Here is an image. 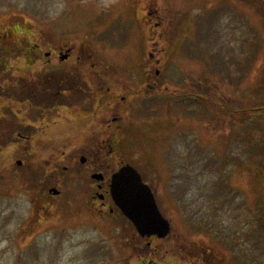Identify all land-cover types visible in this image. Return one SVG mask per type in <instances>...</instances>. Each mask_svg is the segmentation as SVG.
<instances>
[{"label":"rangeland","instance_id":"rangeland-1","mask_svg":"<svg viewBox=\"0 0 264 264\" xmlns=\"http://www.w3.org/2000/svg\"><path fill=\"white\" fill-rule=\"evenodd\" d=\"M249 1L233 9L229 0H0V27L17 18L108 71L150 66L148 49L157 83L170 71L169 90L209 97L185 110L155 96L125 105L135 133H124L120 155L152 187L171 224L167 238L151 242L156 254L138 244L159 264L196 263L202 248L214 259L206 264H264V12ZM147 10L157 20L150 49ZM78 158L42 152L29 155L27 167L0 170V264L131 260L120 249L134 235L130 227L89 216V181L72 172ZM53 160L57 172L49 171ZM53 174L56 198L44 188Z\"/></svg>","mask_w":264,"mask_h":264},{"label":"flooded vegetation","instance_id":"flooded-vegetation-1","mask_svg":"<svg viewBox=\"0 0 264 264\" xmlns=\"http://www.w3.org/2000/svg\"><path fill=\"white\" fill-rule=\"evenodd\" d=\"M236 1L229 0V4H234L233 9ZM249 2L254 6L258 4L264 12V0ZM145 16L152 28L150 49L156 44L152 38L156 37L157 20L152 19L153 13L149 10ZM6 18L0 27V170L27 167L29 155L42 152L79 155V164L76 169L72 167V172L77 171L75 180L83 183L86 178L89 181V216L94 220L107 218V214L116 218L110 178L127 164L120 155L121 138L135 133V127H129L124 119L129 115L125 105L128 101H137L140 105L141 101L154 96L158 101L168 102L174 94L183 102L184 92L179 95L181 88L174 90L176 93L168 89L174 85L171 73H165L166 77L156 82L159 71L156 60L150 59V50L146 53L150 58L145 60L150 66L143 63L136 69L121 67L108 71L95 68L91 55L76 52L73 44L58 42L53 46L43 29L28 28L17 18ZM163 84L165 89L156 91ZM197 96L205 98L206 95ZM53 164L49 171H59L60 163L55 164L53 160ZM67 169L63 166V170ZM80 172L84 173L79 175ZM57 178L56 174L51 176L44 186L45 191L49 185L50 188L59 186ZM128 225L134 230L130 223ZM147 246L150 255L157 253L153 245ZM202 252L200 254L206 258L196 259V263L191 260L190 264L214 260L211 254H205L204 248Z\"/></svg>","mask_w":264,"mask_h":264},{"label":"water","instance_id":"water-1","mask_svg":"<svg viewBox=\"0 0 264 264\" xmlns=\"http://www.w3.org/2000/svg\"><path fill=\"white\" fill-rule=\"evenodd\" d=\"M49 192L54 195L58 193L55 189ZM110 193L140 236H156L159 239L167 236L169 223L159 212L150 188L142 182L135 169L126 165L116 171L111 176Z\"/></svg>","mask_w":264,"mask_h":264},{"label":"trees","instance_id":"trees-1","mask_svg":"<svg viewBox=\"0 0 264 264\" xmlns=\"http://www.w3.org/2000/svg\"><path fill=\"white\" fill-rule=\"evenodd\" d=\"M127 249H128V251L131 252V250L133 251V250H135L136 248H135V246H133V245L131 244V245H129V247H128ZM131 253L133 254V252H131ZM140 253H141V255H142V252H140ZM142 256H145V255L143 254Z\"/></svg>","mask_w":264,"mask_h":264}]
</instances>
